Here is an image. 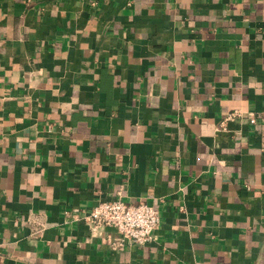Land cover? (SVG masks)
<instances>
[{
    "label": "crops",
    "instance_id": "1",
    "mask_svg": "<svg viewBox=\"0 0 264 264\" xmlns=\"http://www.w3.org/2000/svg\"><path fill=\"white\" fill-rule=\"evenodd\" d=\"M0 264H264V0H0Z\"/></svg>",
    "mask_w": 264,
    "mask_h": 264
},
{
    "label": "built area",
    "instance_id": "2",
    "mask_svg": "<svg viewBox=\"0 0 264 264\" xmlns=\"http://www.w3.org/2000/svg\"><path fill=\"white\" fill-rule=\"evenodd\" d=\"M238 115L239 111L236 109L229 111L219 125ZM254 119L255 115L249 114L248 120L253 122ZM77 218L92 225L107 224L114 227L118 240L113 245L119 246L126 241L140 244L150 240L152 230L158 222V212L143 201L128 204L120 199H107L93 204Z\"/></svg>",
    "mask_w": 264,
    "mask_h": 264
}]
</instances>
